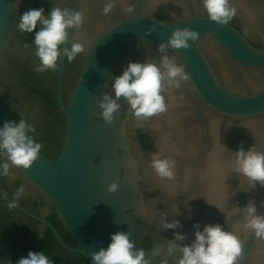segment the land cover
<instances>
[{"label":"clouds","instance_id":"clouds-1","mask_svg":"<svg viewBox=\"0 0 264 264\" xmlns=\"http://www.w3.org/2000/svg\"><path fill=\"white\" fill-rule=\"evenodd\" d=\"M203 8L210 20L227 24L235 15L236 9L231 7L229 0H202ZM112 3H106L104 12L112 8ZM84 23L83 11L68 8H51L47 13L43 7L25 11L17 28L24 33H34L33 43L38 63L34 71L44 73L55 71L61 59L74 61L84 51L81 42L73 41L69 47V29L80 28ZM151 31V29H149ZM199 33L188 28H176L167 43H160L159 51L166 53L167 49L188 48V41L195 42ZM105 87L97 100L99 114L106 123H112L123 105L136 118H150L167 110L168 104L164 93L168 90L179 89L181 83L188 79L183 66L164 54L160 61H129L119 74L108 75ZM173 99V97H168ZM21 116V115H20ZM36 128L23 116L16 120H6L0 126V155L5 157L0 161V177L10 176V167L29 169L40 156L44 145L35 138ZM225 149V146L222 145ZM228 150V149H227ZM151 167L161 179L171 180L175 175V161L161 158L153 153ZM233 171L248 181V190H254L259 185L264 186V151L250 146L247 150L241 145L232 153L231 162L225 163V172ZM118 189L117 182L108 185V192ZM23 186L15 193L9 207H16L18 200L24 194ZM240 211L243 214L242 227L251 231L255 236L264 238V214L257 213L255 201L249 202ZM163 229L181 227L179 220L161 221ZM193 239L190 243H182L185 234L174 232V239L168 241L166 254L175 256V264H240L242 243L239 236L225 229L221 224H205L202 229L199 223L193 226ZM38 236H43L38 234ZM180 242V243H178ZM157 249L163 245H157ZM90 264H151L145 258V251L136 246L128 231H116L110 234L107 247H99L91 252ZM17 264H54L45 252L29 251L27 257H21ZM163 264H167L164 261Z\"/></svg>","mask_w":264,"mask_h":264}]
</instances>
